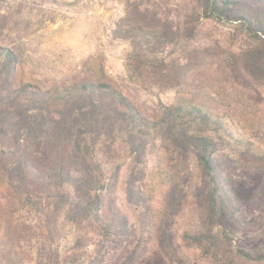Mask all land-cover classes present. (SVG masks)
<instances>
[{
    "label": "trees",
    "instance_id": "obj_1",
    "mask_svg": "<svg viewBox=\"0 0 264 264\" xmlns=\"http://www.w3.org/2000/svg\"><path fill=\"white\" fill-rule=\"evenodd\" d=\"M121 1L124 14L111 36L129 46V77L143 90L189 99L149 112L106 77L82 74L46 87L22 82L16 53L3 44L9 18L0 13L4 179L38 214L46 205L52 215L89 226L97 264H136L151 247L166 264H264V244L237 247L230 229L250 223L264 240V131L251 134L263 146L252 154L260 182L257 200L244 207L230 185L239 166L230 153L245 145L249 154L251 145L225 119L247 99L262 100L261 91H241L235 81L264 85V0H192L185 10L168 0ZM201 17L235 25L248 44L209 63L223 51L198 37ZM210 64L224 84L203 93ZM203 94L213 104L196 103ZM154 178L163 184L158 200Z\"/></svg>",
    "mask_w": 264,
    "mask_h": 264
},
{
    "label": "rangeland",
    "instance_id": "obj_2",
    "mask_svg": "<svg viewBox=\"0 0 264 264\" xmlns=\"http://www.w3.org/2000/svg\"><path fill=\"white\" fill-rule=\"evenodd\" d=\"M167 5L185 10L190 9L192 0H168ZM0 13L9 18L3 30V44L16 53L17 75L22 82L46 87L59 85L82 74L106 77L149 112L159 103L189 99L183 94L161 92L154 87L143 90L129 77L126 70L129 46L111 36L114 24L124 14L121 0H2ZM199 28L200 40H214L223 51L217 52L215 57L220 55L218 58L210 57L209 63H219L225 51L238 52L248 44L245 35L232 24L201 17ZM227 57L225 55L224 58ZM215 69L216 64H210L207 69L205 76L211 78L205 83L203 93L219 90L220 84H224ZM212 78L219 82L212 81ZM235 82L239 90L254 93L257 89L262 96L261 102L257 97L253 101L246 98L247 107L225 111L231 115L225 119L232 128L238 127L243 141H250L251 145L248 146L249 154L245 153V145H238L239 150L236 148L230 153L239 161V166L232 168L230 185L246 207L251 205V198L255 197L260 182V175L252 170L258 165L252 154H258L263 146L258 138H251V134L264 131V85H246L241 78ZM225 85L228 88V84ZM213 101L212 96L205 94L195 100L204 107ZM1 170L0 165V264H97L95 236L89 226L70 223L52 215L46 205L43 213L38 214L12 192ZM150 191L158 200L163 184L152 179ZM258 212L255 208L254 215ZM253 216H247V222ZM230 229L237 247L247 250L264 244V240L258 238L260 228L251 229L250 223L239 228L231 225ZM136 264L166 263L151 247Z\"/></svg>",
    "mask_w": 264,
    "mask_h": 264
}]
</instances>
